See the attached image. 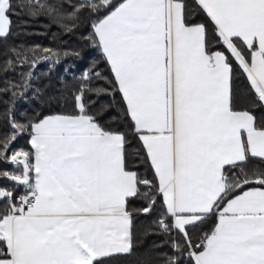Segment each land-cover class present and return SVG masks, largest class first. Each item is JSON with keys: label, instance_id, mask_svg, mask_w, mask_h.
Segmentation results:
<instances>
[{"label": "snow or ice", "instance_id": "snow-or-ice-1", "mask_svg": "<svg viewBox=\"0 0 264 264\" xmlns=\"http://www.w3.org/2000/svg\"><path fill=\"white\" fill-rule=\"evenodd\" d=\"M194 6L205 23L189 19L188 0H84L70 18L83 9L96 14L93 35L163 197L156 227L172 249L163 264H181L185 253L192 264H264V124L237 110L232 93L235 63L264 107V0ZM25 7L35 15L45 5L0 0V38ZM84 96L82 84L76 114L11 123L0 145V161L15 166L0 171L11 184L0 187V264H105L131 253L128 204L151 182L127 169L125 136L89 115ZM28 129L30 148L12 151ZM212 216L197 243L189 229Z\"/></svg>", "mask_w": 264, "mask_h": 264}, {"label": "trees", "instance_id": "trees-1", "mask_svg": "<svg viewBox=\"0 0 264 264\" xmlns=\"http://www.w3.org/2000/svg\"><path fill=\"white\" fill-rule=\"evenodd\" d=\"M83 2L38 0L45 7L32 9L35 15L25 7L17 9L12 16L11 34L6 39L0 38V145L6 139L10 140L13 121L18 125H29L49 115L76 114L74 96L83 84L88 114L94 116L105 130L125 136L127 169L136 172L141 180L151 182L150 187L141 184V195L130 199L128 204L132 213L131 253L116 254L105 264H163V258L171 255L172 249L166 243L168 238L162 236L156 227V221L163 214V204L156 190L154 174L93 35L92 24L97 19L96 14L83 9L76 17L70 18L73 7ZM188 2L191 8L189 19L205 23L207 17L194 6V0ZM13 3L27 5L28 0H13ZM208 26L211 30L210 23ZM85 73L89 74L87 81L83 79ZM96 73L100 74L99 77ZM232 93L237 110L252 112L257 117L258 126L264 124V107L255 102L256 97L246 75L235 63ZM30 134V129L20 133L12 143V151L29 149ZM256 164L257 161L252 160L248 167ZM14 170L15 166L10 162L0 161V171ZM3 186L11 187V184L0 180V187ZM146 192H151L150 198L144 197ZM150 200H155V204L150 212L145 213L142 210L149 206ZM216 219L212 216L200 228L189 229L193 239L197 241L209 232ZM181 264H192L186 253Z\"/></svg>", "mask_w": 264, "mask_h": 264}, {"label": "crops", "instance_id": "crops-1", "mask_svg": "<svg viewBox=\"0 0 264 264\" xmlns=\"http://www.w3.org/2000/svg\"><path fill=\"white\" fill-rule=\"evenodd\" d=\"M203 12V11H202ZM204 13V12H203ZM205 14V13H204ZM206 15V14H205ZM93 30V29H92ZM100 49V48H99ZM100 51L102 52V50L100 49ZM103 54V53H102ZM106 63H107V61H106ZM107 65H108V68H109V70H110V72H111V68H110V65L107 63ZM112 74V73H111ZM114 79V78H113ZM249 82V81H248ZM118 89V88H117ZM119 91V90H118ZM120 93V92H119ZM120 95H121V97H122V94L120 93ZM122 100H123V103H124V106H125V108H126V103H125V101H124V99H123V97H122ZM127 111V110H126ZM130 117V116H129ZM131 119V118H130ZM132 121V120H131ZM132 123H133V126H134V122L132 121ZM135 128V127H134ZM136 130V129H135ZM137 131V130H136ZM137 134H138V139H139V141H140V144H141V146H142V148H143V150H144V152H145V154H146V149L144 148V146H143V142L141 141V139L139 138V133L137 132ZM30 136H31V134H30ZM29 140H30V137H29ZM146 157H147V154H146ZM147 159H148V157H147ZM148 162H149V165H150V167H151V169H152V172H153V174H154V178H155V181H156V185H157V180H156V177H155V173H154V170H153V168H152V166H151V164H150V161L148 160ZM160 195V194H159ZM160 199H161V202H162V204H163V197H162V195H160ZM217 220V219H216Z\"/></svg>", "mask_w": 264, "mask_h": 264}, {"label": "built area", "instance_id": "built-area-1", "mask_svg": "<svg viewBox=\"0 0 264 264\" xmlns=\"http://www.w3.org/2000/svg\"><path fill=\"white\" fill-rule=\"evenodd\" d=\"M196 242L199 243V240H197Z\"/></svg>", "mask_w": 264, "mask_h": 264}]
</instances>
